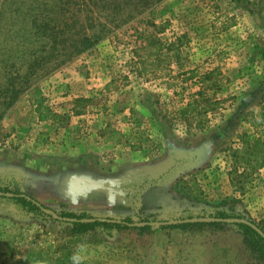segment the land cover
Here are the masks:
<instances>
[{
  "label": "rangeland",
  "instance_id": "1",
  "mask_svg": "<svg viewBox=\"0 0 264 264\" xmlns=\"http://www.w3.org/2000/svg\"><path fill=\"white\" fill-rule=\"evenodd\" d=\"M79 2L0 0V86L12 64L24 72L39 55L43 67L32 86L40 87L51 109L61 106L58 96L78 101L73 114L66 110L59 121L41 122L33 87L24 84L0 120V186L19 188L55 212L156 213L166 222L227 210L264 230V152L249 116L264 107V0H159L152 13H135L85 52L69 56L62 43L54 51L51 36L32 21L52 27L77 20L81 31L86 12L80 14ZM162 21L169 24L157 32L154 25ZM201 90L219 101L209 113L198 114ZM100 119L116 131L145 124L158 131L151 141L164 145L165 154L157 150L166 159L162 170L111 178L108 163L96 166L105 136L120 139L109 126L93 131ZM142 163L130 154L117 171ZM190 179L201 189L197 199L186 189ZM154 228L75 234L66 221L35 217L0 198V264H120V248H129V264H264L235 224L193 226L195 238L182 242L170 239L178 228ZM178 251L186 260L175 259Z\"/></svg>",
  "mask_w": 264,
  "mask_h": 264
},
{
  "label": "trees",
  "instance_id": "2",
  "mask_svg": "<svg viewBox=\"0 0 264 264\" xmlns=\"http://www.w3.org/2000/svg\"><path fill=\"white\" fill-rule=\"evenodd\" d=\"M80 14L86 12L84 23L79 25L81 31H77V20H65L57 22L54 26L50 27L46 23H37L36 20L32 21L33 26L38 28L39 31L50 35L53 42L52 48L54 51L58 49L60 43L64 44V49L67 50L69 56L73 54H80L94 47L101 39H103L108 32L112 29H116L126 24L131 20L135 13H142L145 10L152 9L156 2L159 0H79ZM161 1V0H160ZM69 6L70 2L65 6ZM68 9H64L67 13ZM154 9L151 10V13ZM80 16V15H79ZM56 18V17H55ZM62 24V29H61ZM168 21L161 22L154 25L157 32L165 31L168 26ZM51 32V33H50ZM68 33V34H66ZM65 35V37H62ZM52 56H56L52 53ZM24 72L21 71V67L12 64L10 68L4 74L5 83L4 87L0 86V106L4 109L0 111V120L2 119L5 111L13 105L20 94L24 90V84H29V88H32L33 101L35 105V111L38 114L40 121H59L60 115L51 109L47 104L46 97L43 95L42 90L38 85H33V77L37 74V70L43 67V58L39 55L30 59ZM214 72H209L204 75V79H209ZM198 99H195L198 108L200 107L201 113H209L213 110V104H219L218 100L214 103L209 101L203 90L198 91L196 94ZM3 98V100H1ZM215 107V106H214ZM259 116L258 118L256 116ZM251 125L260 131L259 139H256V144L262 146V152H264V142L260 139L264 136V107L260 109L258 113L254 109L249 113ZM186 121H190L189 117L185 118ZM254 158L258 161L259 154L254 153ZM186 189L191 193L192 198H199L202 195L201 189L195 179L185 181ZM0 198L10 199L13 201L22 211L27 214H32L38 218L52 217L44 211L47 208L42 202L27 194L19 188H9L0 186ZM59 216L58 220L66 221L72 224L71 231L75 234L92 231L97 227L102 228L110 235L114 230H126L137 229L139 233H143L147 230H153L151 226H136V223L140 222H152L157 221L158 215L156 213H142L137 217L128 215L122 218H114L109 216H95L88 212H76V211H56ZM215 218H240L245 219L241 214L229 212L227 210L217 211ZM192 218V217H191ZM68 219H74L75 221H69ZM85 219H91L92 221H84ZM228 223L225 222H182L172 225H165L157 227L158 229L165 228H186L193 226H213L223 227ZM237 228L244 234L245 240L251 249L257 254L258 258L264 260V238L251 226L244 223H235ZM263 230V229H262Z\"/></svg>",
  "mask_w": 264,
  "mask_h": 264
},
{
  "label": "crops",
  "instance_id": "3",
  "mask_svg": "<svg viewBox=\"0 0 264 264\" xmlns=\"http://www.w3.org/2000/svg\"><path fill=\"white\" fill-rule=\"evenodd\" d=\"M197 94V93H196ZM78 95L74 94V97H77ZM197 97V96H196ZM57 98V102L59 104H61V106L55 110L54 112L60 114H64V112H66V110H71L70 112L73 114V111L78 109L76 106L77 104V100H73L70 99L71 97L69 95L64 96V97H56ZM67 100H73L70 101V106L67 105L66 102H68ZM146 111L149 112V108L145 107ZM36 112V111H35ZM103 114H99V116H102ZM79 120H83V116L79 115L77 117ZM37 120H39L38 116H37ZM42 122V121H41ZM46 122V121H43ZM104 126H109L108 128L113 129L112 127H110L111 125L109 123H105L103 124L101 122V119L99 121L94 122V124H92V129L93 131L95 130H99L100 128H105ZM146 127H143V129H139L136 128L135 130H125L123 128H119V131H116L113 129L112 133H118L120 134V139L118 140H114L112 139V134L109 133L108 136H105V144H98L99 146L96 147L97 151H98V157L96 158V160H98V162H96V166H98L99 168H101L100 166H102L104 163H108L110 165V169L111 170L109 172V176L111 178H116L120 176H131L130 174H133L134 172H137L138 170L141 171V169H150V170H156V171H161L164 164H165V157L160 154H157V150L161 151L163 150V146L164 145H159V142H157V140L155 141L156 143L152 144L151 138H154V135H157L158 131H153L151 130V128L145 124ZM89 131V127H86V129H83L82 131ZM94 136V135H93ZM107 137L109 139H107ZM111 139V140H110ZM155 140V139H153ZM158 146V147H157ZM157 148V149H156ZM156 149V150H155ZM104 150H108V158H110L111 160H106L107 158H102V154L104 153ZM163 154H165L166 152L163 150L162 151ZM130 154H132L134 157H140L143 160L142 165H138L135 166L133 169L132 168H125V169H121L119 171H117V167H119L120 163L125 160V158L127 156H129ZM191 162H193V159H191ZM144 166V167H142ZM135 170V171H133ZM115 192H113V190H111L110 193H107L108 195V199H110V201L114 198L113 196ZM154 194V193H152ZM160 195L161 194V190L158 189L156 190V193ZM176 194V193H174ZM191 194V193H190ZM195 234L192 232L191 227H186V228H178L172 231V238L170 239H177L175 241L177 242H182L185 241L187 239H194ZM168 242V240H167ZM129 248L123 249L120 248L118 249V251H116V259L117 261H119L120 259V264H129V252H128ZM176 256V260L179 261H184L186 260V253L183 252H176L174 253ZM115 255V254H114ZM123 257H126L123 258ZM194 257V256H193ZM128 258V259H127ZM131 259H133V257L131 256Z\"/></svg>",
  "mask_w": 264,
  "mask_h": 264
},
{
  "label": "water",
  "instance_id": "4",
  "mask_svg": "<svg viewBox=\"0 0 264 264\" xmlns=\"http://www.w3.org/2000/svg\"><path fill=\"white\" fill-rule=\"evenodd\" d=\"M1 195V192H0ZM44 211L51 215L53 218L55 219H59L58 214L49 209V208H44ZM69 221H75L74 219H68ZM84 221H92L91 219H85ZM182 222H225V223H231V224H235V223H244L247 224L249 226H251L252 228H254L263 238H264V230H262L259 226H257L255 223L247 220V219H240V218H227V219H223V218H215V217H206V218H194V219H187V220H174V221H166V222H162V221H152V222H140V223H136V226L138 227H142V226H151V227H161V226H165V225H172V224H177V223H182Z\"/></svg>",
  "mask_w": 264,
  "mask_h": 264
}]
</instances>
